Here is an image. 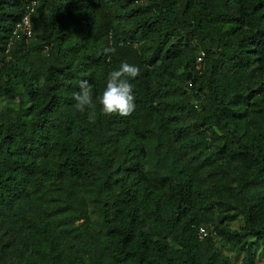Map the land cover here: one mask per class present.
<instances>
[{"label":"trees","instance_id":"1","mask_svg":"<svg viewBox=\"0 0 264 264\" xmlns=\"http://www.w3.org/2000/svg\"><path fill=\"white\" fill-rule=\"evenodd\" d=\"M124 61L135 111L89 122ZM0 99V264L264 255V0H0Z\"/></svg>","mask_w":264,"mask_h":264},{"label":"clouds","instance_id":"2","mask_svg":"<svg viewBox=\"0 0 264 264\" xmlns=\"http://www.w3.org/2000/svg\"><path fill=\"white\" fill-rule=\"evenodd\" d=\"M115 47H106L104 53H115ZM140 74V69L134 64L124 61L120 67L108 74L107 83L102 94L93 99V89L87 80L79 82V91L72 94L73 107L80 113L87 112L89 122L97 119V101L100 114L122 117L130 116L136 109L134 85L131 83Z\"/></svg>","mask_w":264,"mask_h":264},{"label":"built area","instance_id":"3","mask_svg":"<svg viewBox=\"0 0 264 264\" xmlns=\"http://www.w3.org/2000/svg\"><path fill=\"white\" fill-rule=\"evenodd\" d=\"M35 6V3L32 2L26 7V13L22 16V18L17 22V24L14 26L11 34V39L9 41L8 48L12 47L14 43L23 41L25 43H28L32 37H33V30L32 25L30 21V14L33 12V7ZM203 54L199 55L197 57V64L199 65L202 62ZM198 239L200 241H203L207 235L208 232L204 227H200L198 229Z\"/></svg>","mask_w":264,"mask_h":264},{"label":"rangeland","instance_id":"4","mask_svg":"<svg viewBox=\"0 0 264 264\" xmlns=\"http://www.w3.org/2000/svg\"><path fill=\"white\" fill-rule=\"evenodd\" d=\"M7 107V104L6 102L2 101V99H0V114L2 112H4V110L6 109ZM242 226V222L241 221H238V222H234V223H231L230 224V227L232 229H239V227ZM219 246L221 247L223 253L228 256L232 262H238L239 259L236 258L230 251L227 250V248L223 245V244H219ZM256 264H264V255L261 253L260 251V247L257 248L256 250Z\"/></svg>","mask_w":264,"mask_h":264}]
</instances>
